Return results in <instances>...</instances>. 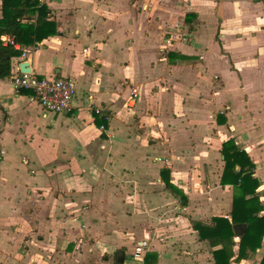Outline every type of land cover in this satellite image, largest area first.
I'll return each instance as SVG.
<instances>
[{
	"label": "crops",
	"instance_id": "0c3cea01",
	"mask_svg": "<svg viewBox=\"0 0 264 264\" xmlns=\"http://www.w3.org/2000/svg\"><path fill=\"white\" fill-rule=\"evenodd\" d=\"M39 1L58 33L21 44L11 75L29 61L78 94L53 113L0 78V264H216L222 245L193 225L230 216L225 140L252 158L264 204V0ZM141 239L151 257L136 259ZM263 256L264 238L231 264Z\"/></svg>",
	"mask_w": 264,
	"mask_h": 264
},
{
	"label": "trees",
	"instance_id": "16d2710c",
	"mask_svg": "<svg viewBox=\"0 0 264 264\" xmlns=\"http://www.w3.org/2000/svg\"><path fill=\"white\" fill-rule=\"evenodd\" d=\"M0 17V78L11 75V58L20 56L23 50L3 45L2 34H11L22 45H35L51 35L57 34L56 23L49 20L50 8L39 0H3ZM35 15V22L24 21ZM96 125L108 126L107 115L95 113ZM224 122L223 120H220ZM221 153L224 169L221 185H232L234 189L230 216H215L213 224L194 222L201 240H209L212 246L222 245L213 251L216 264H231V260L241 261L256 256L264 238V204L257 193L259 179L254 177V163L248 152L239 147L234 138L225 140ZM162 178L173 193L180 196L184 205L187 196L171 181V171L163 169ZM240 240L236 242L235 237ZM238 243V251L234 247ZM145 257H151L147 253ZM259 264H264V256Z\"/></svg>",
	"mask_w": 264,
	"mask_h": 264
},
{
	"label": "built area",
	"instance_id": "2783aa9c",
	"mask_svg": "<svg viewBox=\"0 0 264 264\" xmlns=\"http://www.w3.org/2000/svg\"><path fill=\"white\" fill-rule=\"evenodd\" d=\"M1 41L3 45H10L18 50L22 49L19 42L11 34H2ZM25 58L27 51L22 53ZM11 81L14 89L20 92L23 89L31 90L39 103L49 112L62 113L72 112L76 107V99L78 87L76 81L72 77H41L35 72L14 71L11 75ZM137 96V88H133L130 100H134ZM131 102V103H130ZM130 104H133L130 101ZM96 112H100L99 109ZM104 126H102V129ZM239 236L236 241H239ZM150 241L148 239L138 240L133 256L136 259H143L145 253L149 250Z\"/></svg>",
	"mask_w": 264,
	"mask_h": 264
},
{
	"label": "water",
	"instance_id": "95a60500",
	"mask_svg": "<svg viewBox=\"0 0 264 264\" xmlns=\"http://www.w3.org/2000/svg\"><path fill=\"white\" fill-rule=\"evenodd\" d=\"M20 71L22 72H32V68L31 65L29 63V61H23L20 65Z\"/></svg>",
	"mask_w": 264,
	"mask_h": 264
},
{
	"label": "rangeland",
	"instance_id": "374dc122",
	"mask_svg": "<svg viewBox=\"0 0 264 264\" xmlns=\"http://www.w3.org/2000/svg\"><path fill=\"white\" fill-rule=\"evenodd\" d=\"M224 111H226V109H224ZM211 116H212V115H211ZM211 116H210V117H211ZM133 242H134V241H133ZM134 243H135V242H134Z\"/></svg>",
	"mask_w": 264,
	"mask_h": 264
}]
</instances>
